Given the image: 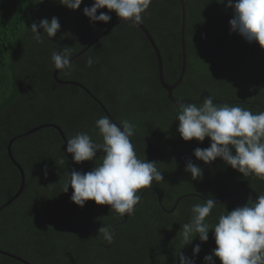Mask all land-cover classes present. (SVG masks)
Returning a JSON list of instances; mask_svg holds the SVG:
<instances>
[{
    "label": "trees",
    "instance_id": "obj_1",
    "mask_svg": "<svg viewBox=\"0 0 264 264\" xmlns=\"http://www.w3.org/2000/svg\"><path fill=\"white\" fill-rule=\"evenodd\" d=\"M184 2L187 71L173 97L197 100L208 91L214 99L242 98L264 105V48L231 32L233 10L227 7V0ZM93 3L83 0L80 9L72 10L59 0L40 4L0 0V208L16 195L21 184L20 172L7 153L13 137L41 125L57 124L67 139L77 132H87L93 140L102 142L95 122L107 116L104 110L81 87L57 83L51 60L53 51L64 48L73 57L121 19L104 8L97 15L107 13L111 21L91 23L83 9ZM53 17L59 19L60 31L49 38L42 28L38 29L44 39L38 44L31 24ZM142 24L160 49L165 81L174 83L182 69L180 0H152ZM89 57L94 60L92 67L87 65ZM71 64V70L60 71L59 79L88 88L118 124L125 119L135 124L131 142L138 158L156 162L164 176V181H153L151 187L160 193L165 209L170 210L179 197L187 194L216 201L239 194L248 204L264 190V180L244 177L220 158L205 164L194 156L197 147H210V138L184 141L180 136L178 108L160 84L156 54L137 25L118 24ZM232 105L254 114L261 110L251 104ZM66 148L52 127L13 144V155L25 173V185L20 196L0 211L1 251L31 264H179L180 252L195 259V264H205L204 257L217 247L214 232H209L207 242L193 237L184 248L179 234L181 226L191 219L192 206L203 200L185 198L174 213H166L156 193L148 191L127 220L111 212L109 205H97L92 200L80 207L71 200V186L68 192H62L64 184L72 170L91 171L104 155L77 164ZM189 160L202 168L200 179L193 180L185 171ZM238 206H243L240 199H228L213 209L207 222L217 223L220 214ZM103 226L114 233L111 243L99 234ZM196 244L201 251L193 256ZM214 259L215 264H222L218 257ZM0 264L24 263L0 253Z\"/></svg>",
    "mask_w": 264,
    "mask_h": 264
},
{
    "label": "clouds",
    "instance_id": "obj_2",
    "mask_svg": "<svg viewBox=\"0 0 264 264\" xmlns=\"http://www.w3.org/2000/svg\"><path fill=\"white\" fill-rule=\"evenodd\" d=\"M43 2L33 0L35 4ZM59 3L77 10L83 0H59ZM151 3L152 0H94L90 7H84L83 13L93 24H108L111 15L104 12L97 15L98 10L107 8L123 22L137 25L143 23ZM227 7L233 10V18L229 21L231 32L238 33L249 43L258 42L264 48V0H227ZM41 28L49 38H54L61 24L57 17L51 21L45 18L39 23L33 22L30 30L38 44L44 43L43 34L38 31ZM70 57L68 48L51 54L58 70H71ZM93 64L94 60L89 57L88 67ZM177 121V130L184 141L204 142L205 138H210V147L194 150L197 159L212 164L220 158L244 177L255 176L264 180V110L254 114L238 105L214 103L212 96H205L199 104L180 101ZM95 127L102 142L93 140L87 132H77L66 141V151L77 164L95 160L97 152L102 151L105 153L102 162L88 172L72 170L62 192H68L71 186V200L78 206L84 207L92 200L97 205H109L110 211L123 219L125 214H134L135 206L141 201L140 190L150 188L153 181H164V176L157 169L156 162L138 158L131 142L136 126L131 121L125 119L118 125L108 116H102L96 120ZM185 171L193 180L200 179L203 174L202 168L191 160ZM217 205L215 199H208L192 206L191 219L181 226L179 232L183 248L197 236L201 242H207L209 232L213 231L217 247L204 257L205 264H215L214 257H218L222 264H264V194L257 193L255 201L250 200L244 206L220 214L218 222L210 224L207 218ZM99 234L109 243L114 239L110 227H101ZM200 251V245L196 244L193 256ZM178 260L179 264H195V259L183 252L179 253Z\"/></svg>",
    "mask_w": 264,
    "mask_h": 264
},
{
    "label": "water",
    "instance_id": "obj_3",
    "mask_svg": "<svg viewBox=\"0 0 264 264\" xmlns=\"http://www.w3.org/2000/svg\"><path fill=\"white\" fill-rule=\"evenodd\" d=\"M180 4H181V28H180V39H181V50H182V69H181V73L178 77V79L174 82V83H167L165 81L164 78V62H163V58L162 55L160 53V49L157 45V43L155 42L154 38L152 37V35L150 34L149 30L143 25V24H137V26L143 31V33L146 35L148 41L150 42L156 57H157V61H158V76H159V81L161 86L168 92V99L174 103L176 105V107L178 108L180 101H182L183 103H202V100L205 96H212L208 91H203L200 94L199 99L197 100H192V99H187V98H183L181 100H177L173 97V91L182 83V81L184 80V77L186 75V71H187V52H186V23H187V14H186V5L184 0H180ZM130 22V21H128ZM123 23L122 19H118L117 21H115L108 29H106L104 32H102L99 36H97L94 40H92L81 52H79L78 54L74 55L73 57L70 58V63L72 61H74L75 59H77L78 57H80L81 55H83L84 53H86L96 42H98L101 38H103L107 33H109L110 30H112L114 27H116L118 24ZM132 23V22H131ZM61 70L55 69L53 72V78L54 80L59 83V84H64V85H76L81 87L89 96H91L104 110L105 114L114 122L117 123V121L112 117V115L110 114V112L107 110V108L102 104L101 101H99L98 98H96L90 91L88 88H86L84 85H82L81 83H78L76 81H63L61 79H59L58 75L60 73ZM214 99V98H213ZM214 103H219V104H223V103H228L230 105L232 104H251V105H256L259 106L261 110H264V105L257 100L254 101H246L243 100L242 98L236 99V100H219V99H214ZM118 124V123H117ZM119 125V124H118ZM46 127H52L54 129H56L58 131V133L60 134V136L62 137V139L64 140V142L66 143V141L68 140L66 138V135L64 133V131L62 130V128L60 126H58L57 124H45V125H41L38 126L36 128H33L27 132H24L22 134H19L15 137H13L8 145H7V153L8 156L11 160V162L15 165V167L18 169V171L20 172L21 175V184H20V188L17 191L16 195L10 200L8 201L6 204H4L1 208L0 211H2L3 209H5L7 206H9L13 201H15L16 198H18L20 196V194L22 193L23 189H24V185H25V173L23 168L21 167V165L16 161L14 155H13V151H12V146L15 143L16 140L27 137L31 134L36 133L38 130L42 129V128H46ZM98 155H105V153H100L97 152L96 156ZM148 191H153L156 193L157 197H158V201L160 206L162 207V209L164 210V212L166 213H174L179 205V203L188 197H198L203 201H207L208 198L201 196V195H197V194H187V195H183L181 197H179L177 199V201L175 202L174 206L170 209L167 210L163 207L162 201H161V196L160 193L155 189V188H147L142 194H141V200L143 199L144 195L148 192ZM261 194H264V190L262 191ZM232 197H236L238 199H240V201L242 202V205H246L245 200L243 199L242 196H240L239 194H229L227 195L222 201H216L218 205L220 204H224L228 199L232 198ZM141 202V201H140ZM139 202V203H140ZM139 205V204H138ZM136 205L135 208L138 206ZM126 220L128 218V215L125 214L124 217ZM1 254L7 255V256H11L14 257L16 259H18L19 261H21L24 264H31L29 262H27L26 260H23L22 258L13 256L11 254H9L8 252L5 251H1Z\"/></svg>",
    "mask_w": 264,
    "mask_h": 264
}]
</instances>
